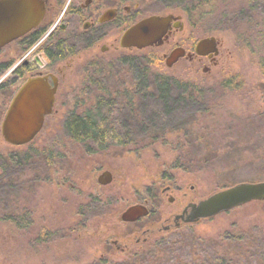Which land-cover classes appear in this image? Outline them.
Segmentation results:
<instances>
[{
  "label": "rangeland",
  "instance_id": "374dc122",
  "mask_svg": "<svg viewBox=\"0 0 264 264\" xmlns=\"http://www.w3.org/2000/svg\"><path fill=\"white\" fill-rule=\"evenodd\" d=\"M136 1L140 3L136 19L167 13L188 19L182 7L166 6L164 0ZM207 12L196 27L197 38L214 35L220 40L216 63H207V71L202 70V63L180 61L169 67L163 59L145 63L149 70L145 92H153L151 76L157 75L167 79L173 99H180L177 95L183 98L168 113L157 100L144 96L145 102H141L139 91L132 92L128 65L130 56L136 62H146L150 53L161 58L166 46L102 54L96 45L62 59V64L73 59V73L57 96L58 103L65 101L66 105L46 118L30 143L12 146L0 133L1 153L26 150L30 157L19 174L13 171L7 178L12 185L7 201L2 202L8 217L0 216V264H104L103 260L116 264L125 257L110 240L127 246V253L140 255L156 245L167 257L160 264H201L205 244L232 237L234 245L242 243L236 237L249 239L245 244L248 251L253 250V243H260L259 254L252 251L254 256H247L245 250H231L227 256L232 260L224 264H264V201H250L211 218L190 223L178 220L173 225L175 216L190 201L197 203L237 183L264 181V0H215ZM223 14L229 17L224 19ZM112 37L109 33L106 40ZM175 40H180L179 34ZM96 53L102 55V63L84 67ZM105 69L121 72V76L106 78L101 87H119L123 98L118 101L125 105L124 96L132 98L136 108L131 111L130 106H123L111 114L106 109L103 118L107 124L102 130L119 142L110 138L101 145L93 140L71 142L63 129L65 117L84 112L68 108L74 103L82 106L87 98L82 83L86 71ZM6 72L0 70V123L20 82ZM114 94H106L109 102ZM140 107L142 113L133 119V111ZM99 112L94 111L91 118L101 120ZM106 170L112 173V181L101 185L97 176ZM166 185H170L168 193L163 191ZM138 204L147 207V215L138 221H123L122 213ZM11 215L27 221V226H16L17 219ZM166 225L170 228L163 230ZM188 236L192 247L187 244ZM144 237L148 243L142 242ZM159 238L162 240L155 242Z\"/></svg>",
  "mask_w": 264,
  "mask_h": 264
},
{
  "label": "flooded vegetation",
  "instance_id": "af4514ba",
  "mask_svg": "<svg viewBox=\"0 0 264 264\" xmlns=\"http://www.w3.org/2000/svg\"><path fill=\"white\" fill-rule=\"evenodd\" d=\"M63 1L65 0H45L46 10L40 24L35 28H33L32 30H30L28 33L24 34L23 36H20L10 41L9 43L5 44L4 46L0 47V70L7 69L5 75H9L11 78L14 77L20 80L18 85L15 87V90L12 92L9 103L11 102L13 96L20 88V86L29 78L32 77L44 78L48 82L50 87H55L54 99H53L51 111L49 114H46L44 116L43 125L45 123L46 118L51 116L52 113L56 112L59 109L58 108L59 106L61 108V106L66 105L65 101L58 103L57 96L59 94L60 88L65 86L66 79L70 74V72L73 73L70 70L73 59L69 58L71 60H67L63 64L60 63L62 59H66V57H73L74 55H77L80 49L91 50V48H93L96 45L99 47V51L102 54H105L110 50L117 52L119 49L121 51L123 49H128V50L134 49V47H130V48L122 47L119 43L120 36L127 27H129L136 21L143 18L141 17L136 19L139 13L138 9L140 7V3L136 0H66L65 4L62 3ZM62 4L64 5V7L61 10L60 6ZM60 10L61 12L59 13V16L57 17V19L54 20L56 14ZM167 14L180 16V18L174 19L171 22V26L168 29L166 36L163 37L161 44L153 45L150 47L153 48H158L161 46L167 47L166 51L161 55V59H163L164 62L165 59L170 55V53H172V51H174L176 48L182 49L181 55L175 60L173 64H176L180 61L190 64L202 63L203 64L202 70L204 72L207 71L209 69V67L206 65L207 63H211V64L216 63V58L219 53L220 40L214 35H207L202 37L199 36V38H197L198 32L196 27H198L199 24H201V21L197 20V18L188 16V19H186V17H184V15L182 14H174V13H167ZM167 14H163V15H167ZM177 22L178 24L175 26L174 23ZM38 32H41V35L43 36L44 34V36L42 38L38 37L39 39L37 38L32 42L31 40L33 36L36 35ZM109 33L113 35V37L112 39L107 41L106 37L108 36ZM177 34L180 35V40H175V36ZM208 37H214L216 39V53L213 52L212 50H207V49H204L203 53H198L196 51L198 42ZM77 40H79V42H77ZM80 42L83 43V45H80L79 44ZM121 59L122 58H119L116 61L119 62ZM102 60H103L102 55L100 57L96 53V55L93 56L92 59L87 62V66L84 67H89L94 64L102 63ZM130 60L134 61L135 63L136 62L135 60L137 59L133 56H130ZM116 76H121V72L118 71L110 72V71H106V69L103 72L89 71V70L86 71L83 77L85 80L82 83L87 98L84 99V103L82 104V106L74 103L70 105L68 110L74 111L76 110V108L81 109L84 112L83 117L86 118H91L94 111L97 110L100 111L99 116L101 117V120L100 119L98 120V124L99 126L101 125L100 126L101 135L76 136L74 134H70L69 137L71 142L82 143L93 140V142H96L101 145L104 142V140H106L107 138L114 140L115 143L119 142V138L115 136H108L106 134L107 130H102V127L105 128L107 124L106 120L103 118V116L107 112L106 109H108L109 114H111L112 110L114 111H116L117 109L121 110L123 106H125L124 109H126V107L128 106V102H125L124 105L123 103H120L118 101L122 96V92L120 90L118 91L114 90L115 91L114 94V91H108V88L107 89L105 88L106 86L104 88L101 87V85L104 83V80H106V78H112ZM130 76L131 78L129 84L133 88L132 92L133 93L135 92L137 94L138 91L137 75L134 72H131ZM97 91L100 92L99 95L94 94V92ZM119 92L121 93V95L118 94ZM106 94L108 95L114 94L115 97L110 99L109 102ZM92 95H94V98L92 97ZM105 106L108 107L105 108ZM130 108L132 110L136 108V105L134 106V100H132V98L130 99ZM70 114L74 116H80L79 114L76 115L72 113ZM37 134L34 136V138L37 136ZM123 136L125 138H128L126 134H123ZM123 136L120 137L123 138ZM85 146L88 147L87 144ZM103 172H101L100 174H102ZM110 174L112 173L110 172ZM99 175L97 176V182ZM111 181H112V175H111V180L108 183H100V182L98 183L101 185H106L109 184ZM175 188L178 190L181 189L179 185H176ZM163 191L164 192L166 191L168 193V191H170V185H166ZM168 200L172 201L173 199L172 197H169ZM190 203H196V202L190 201L187 203V206ZM138 205L142 206L145 209V213L143 215L136 217L134 220H124L121 215L122 220L126 222H134V221H138L142 217H145L148 213L147 207L143 204H138ZM187 206L183 208L182 213L184 212V209ZM176 217L178 216L177 215L175 216L173 225H177L176 223L179 224L178 220L184 222L182 219H180V217L179 218ZM169 228L170 225H166L163 228V230H168ZM147 230L148 228H146L144 232H146ZM161 240L162 239L159 238L155 242L157 241L159 242ZM148 241L149 239H146V237H144L142 240V242L144 243H148ZM110 243L112 245H116V247L119 249L117 250L119 251V253L122 254L121 256L125 257L122 258L121 260H126L127 258L135 259L137 256H140V252L137 253V251H132L130 253H127L126 250L127 246L120 247L117 244L116 240H110ZM124 254H126V256H124ZM121 260H118L117 261L118 263L116 264H120L119 262ZM103 261L104 264H107L106 260Z\"/></svg>",
  "mask_w": 264,
  "mask_h": 264
},
{
  "label": "water",
  "instance_id": "95a60500",
  "mask_svg": "<svg viewBox=\"0 0 264 264\" xmlns=\"http://www.w3.org/2000/svg\"><path fill=\"white\" fill-rule=\"evenodd\" d=\"M45 10V0H0V47L38 26ZM178 18L180 16L173 14H152L143 17L122 32L119 43L124 48L137 49L159 45L171 22ZM177 24L178 22L174 23L175 26ZM204 49L216 53V39L208 37L200 40L196 51L203 53ZM181 52L182 49L179 48L172 51L165 59V65L171 66ZM54 92L55 87H50L44 78L32 77L26 80L13 96L3 115L0 124L3 140L12 146L29 143L40 131L44 116L51 111ZM110 180L109 171L98 177L100 183H108ZM250 201H264V181L241 182L220 189L197 203H190L176 218L180 217L186 223L197 222ZM144 213L142 206L134 205L123 212L122 218L134 220Z\"/></svg>",
  "mask_w": 264,
  "mask_h": 264
},
{
  "label": "trees",
  "instance_id": "16d2710c",
  "mask_svg": "<svg viewBox=\"0 0 264 264\" xmlns=\"http://www.w3.org/2000/svg\"><path fill=\"white\" fill-rule=\"evenodd\" d=\"M167 2L166 6H174V7H182L185 13H187L188 16L197 18V20H200L201 22L206 18L209 14L207 12L208 8L211 6H215V0H164ZM218 1V0H217ZM241 1H251V0H241ZM229 16L227 14H223L222 18L227 19ZM42 32V31H41ZM41 32H38L36 35L33 36L32 42L36 40L39 35H41ZM149 57V58H148ZM146 62H141L137 61L134 63V61L129 60L128 65H129V71L134 72L137 75V81H138V91L139 94L142 95V99L140 100L141 102H145L144 96L147 97V100H157L159 104L161 105V108H163L164 113H168V109H171V107L178 102L183 101V98L181 96L177 95L179 98H172L171 96V87L168 84L167 79H165L162 76H157V75H152L151 76V85L153 86V92L148 93L145 92L144 90L146 89L147 85L145 84V80L147 79V74H149V70L146 67V64L149 60H153L155 62L151 63H157L158 60H162L159 57L154 56L152 53H150L146 57ZM159 58V59H158ZM146 63V64H145ZM118 91L120 90L119 87H108V91ZM123 96V95H122ZM123 98V97H122ZM188 99H191V97H187ZM124 102H128V106H130V98L124 96ZM193 101V100H192ZM145 104V103H143ZM132 111V109L130 108ZM141 107L138 108V111H133V119L138 116V114H141ZM80 116H74V115H68L65 117L64 124H63V129L66 131L68 135L74 134L76 136H100L101 135V130L100 126L98 124V120L96 118H86L83 117V113L79 114ZM140 119V118H139ZM156 117L154 116V121L155 122ZM150 123V122H149ZM152 124V123H150ZM154 128V127H153ZM152 128V129H153ZM38 152V151H36ZM35 152V153H36ZM29 151H24L23 153H18V152H7V153H1L0 152V212L2 217L7 216V213H5V210L7 209V206L3 205L2 202L7 201L9 197V190L11 188L12 184H9L7 181L8 176L11 177V173L15 171L16 174H19L18 170L21 171L23 170V164H27L29 162ZM34 154V152H32ZM45 154V151L42 152V155ZM49 155V152H48ZM45 158H48L45 156ZM48 160V159H47ZM14 217V219H17L14 224L16 226L20 227H26L27 226V221L16 217L14 215H11ZM8 217V216H7ZM190 236V235H189ZM186 238L187 244L189 247L190 244L188 243L190 241V237ZM233 238V237H232ZM232 238L224 239L221 240L220 242L222 243H216L212 242V244H205L203 247L204 249L201 252V257L200 261L201 264H224L228 260H232V256H227L228 251H236L240 250H245L247 253V256H254L258 255L259 252V246L261 245L260 243H253L252 244V251L254 252V255L252 251H248L245 248V244L249 241V239L245 240L242 237H236L238 238L236 242H242L240 244L234 245V242H231ZM239 240V241H238ZM185 241V240H184ZM226 242V243H225ZM245 242V243H244ZM184 243V242H183ZM220 248L217 247V245H221ZM215 244V245H213ZM216 246V247H215ZM156 249H148L144 251L137 259H132L134 260L130 264H134V262H137L138 264H160L165 260V252L159 250L156 246H154ZM234 249V250H233ZM226 251V252H224ZM231 251V252H232ZM167 258V257H166Z\"/></svg>",
  "mask_w": 264,
  "mask_h": 264
}]
</instances>
